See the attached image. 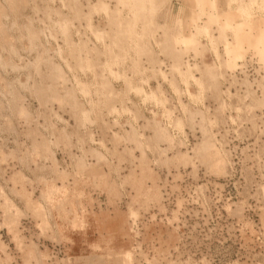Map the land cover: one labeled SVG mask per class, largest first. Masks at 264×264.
Listing matches in <instances>:
<instances>
[{
    "label": "rangeland",
    "instance_id": "obj_1",
    "mask_svg": "<svg viewBox=\"0 0 264 264\" xmlns=\"http://www.w3.org/2000/svg\"><path fill=\"white\" fill-rule=\"evenodd\" d=\"M250 1L0 0V264H264Z\"/></svg>",
    "mask_w": 264,
    "mask_h": 264
},
{
    "label": "bare ground",
    "instance_id": "obj_2",
    "mask_svg": "<svg viewBox=\"0 0 264 264\" xmlns=\"http://www.w3.org/2000/svg\"><path fill=\"white\" fill-rule=\"evenodd\" d=\"M255 1V0H254ZM253 0L250 1L251 4H253L254 2ZM257 1V0H256ZM254 5V4H253ZM251 6V5H250ZM249 6V7H250ZM260 6V5H259ZM251 8V7H250ZM242 11V10H241ZM242 15V14H240ZM246 15V14H245ZM65 26V24H64ZM201 28V27H200ZM201 32H207V27H202L200 29ZM100 33V32H99ZM31 38V37H30ZM99 38V37H98ZM59 68V67H58ZM57 76H61V73H60V70L59 72L56 73ZM58 78V77H57ZM59 79V78H58ZM152 97V96H151ZM55 99V98H54ZM19 111H21V113H26L24 109H19ZM205 134V133H204ZM214 148V144L210 141V139H203L201 141V143L197 146L196 148V157H199L201 158L203 161H205V163L208 164V166L216 171V172H221L223 171L224 169V162L222 160V158L216 153L217 152V149H216V152L213 150ZM214 151V153H213ZM175 160L179 161V162H186L188 161L189 159H192L190 157H188V155L186 154H181L179 153L178 155H176V157L174 158ZM174 162V161H173ZM192 164V163H191ZM7 205V204H6ZM11 205V204H9ZM6 207V206H5ZM11 207V206H10ZM9 222L12 221L11 218L10 220H8ZM14 223V222H13ZM10 224V223H9ZM11 226V225H10Z\"/></svg>",
    "mask_w": 264,
    "mask_h": 264
}]
</instances>
